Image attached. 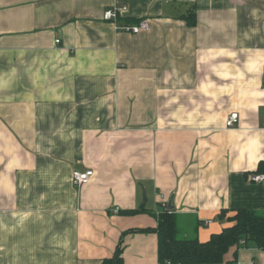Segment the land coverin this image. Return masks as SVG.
Returning a JSON list of instances; mask_svg holds the SVG:
<instances>
[{"label":"crops","instance_id":"obj_1","mask_svg":"<svg viewBox=\"0 0 264 264\" xmlns=\"http://www.w3.org/2000/svg\"><path fill=\"white\" fill-rule=\"evenodd\" d=\"M113 5L150 30H117ZM262 160L264 0H0V264H102L120 242L161 264L156 216L124 211L172 199L205 241L222 209L264 212Z\"/></svg>","mask_w":264,"mask_h":264},{"label":"trees","instance_id":"obj_2","mask_svg":"<svg viewBox=\"0 0 264 264\" xmlns=\"http://www.w3.org/2000/svg\"><path fill=\"white\" fill-rule=\"evenodd\" d=\"M188 25L196 24V12L189 11L182 16ZM143 18L120 17L123 24H133ZM255 172L264 173V160L260 161ZM145 206L124 211L130 214L153 213L157 225L141 231H153L158 236V258L161 264H237V250L243 246L255 245L264 250V212L249 208L235 210L222 209L220 220L229 225L221 231L212 233L209 239L202 241L199 219L191 214H181L167 207L156 214ZM233 257H229L230 250ZM102 264H124L123 247L118 243L114 254L102 260Z\"/></svg>","mask_w":264,"mask_h":264},{"label":"built area","instance_id":"obj_3","mask_svg":"<svg viewBox=\"0 0 264 264\" xmlns=\"http://www.w3.org/2000/svg\"><path fill=\"white\" fill-rule=\"evenodd\" d=\"M127 11V6H110L107 8L104 12V20L110 21L114 24L115 28L117 30H121L128 33L138 34L142 31H148L150 30V23L149 20L146 18L141 19L137 23L133 24H123L120 22V17ZM60 40H57V43H59ZM239 120V114L237 112H232L229 114V116L226 118V127L227 128H233L237 124ZM94 176V170L93 169H86L84 171L75 170L72 174V183L75 186H82L84 184H87L92 177ZM248 180L250 182H255L259 184H264V173H258L254 172L249 174ZM162 207H167V204L163 203ZM118 211V208H116V212Z\"/></svg>","mask_w":264,"mask_h":264},{"label":"water","instance_id":"obj_4","mask_svg":"<svg viewBox=\"0 0 264 264\" xmlns=\"http://www.w3.org/2000/svg\"><path fill=\"white\" fill-rule=\"evenodd\" d=\"M144 199H145V201L148 200V198L146 196V190L145 189H144ZM168 209H170V210L174 209V206L172 205V199H170L169 202H168Z\"/></svg>","mask_w":264,"mask_h":264},{"label":"rangeland","instance_id":"obj_5","mask_svg":"<svg viewBox=\"0 0 264 264\" xmlns=\"http://www.w3.org/2000/svg\"><path fill=\"white\" fill-rule=\"evenodd\" d=\"M148 204V203H147ZM149 204H150V206H152V207H150L151 209L153 208V201L151 200L150 202H149ZM148 207V206H147Z\"/></svg>","mask_w":264,"mask_h":264}]
</instances>
